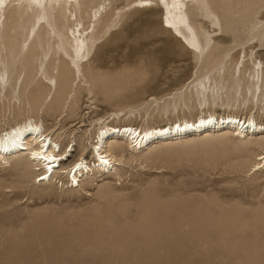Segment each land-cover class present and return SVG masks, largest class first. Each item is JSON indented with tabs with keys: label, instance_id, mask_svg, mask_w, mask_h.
<instances>
[{
	"label": "rangeland",
	"instance_id": "1",
	"mask_svg": "<svg viewBox=\"0 0 264 264\" xmlns=\"http://www.w3.org/2000/svg\"><path fill=\"white\" fill-rule=\"evenodd\" d=\"M138 1L77 0L46 13L6 6L0 132L40 124L60 154L73 150L63 168L83 151L94 170L90 149L104 123L191 120L202 97L205 114L264 123V0H184L200 54L163 28L164 0L144 9ZM72 32L87 43L78 62ZM233 131L154 141L126 156L122 145L110 176L83 172L78 188L65 185L66 173L48 184L31 163L0 160V264H264V143ZM150 232L162 237L161 255L136 240Z\"/></svg>",
	"mask_w": 264,
	"mask_h": 264
},
{
	"label": "bare ground",
	"instance_id": "2",
	"mask_svg": "<svg viewBox=\"0 0 264 264\" xmlns=\"http://www.w3.org/2000/svg\"><path fill=\"white\" fill-rule=\"evenodd\" d=\"M13 1L21 2L27 8L42 13L54 9L55 6L67 9L71 4L77 2V0H0V13H2L4 8ZM164 2L166 15L163 21V28L173 32L176 39H182V44H184L188 50L200 54L203 47L198 43L193 30L185 23L180 12L184 0H164ZM153 5L154 4L150 0H141L135 3L134 8H151ZM71 40V57L74 62H78L83 58L84 50L87 49V43L80 38L79 34L76 35L75 32L71 33ZM256 90L257 89L253 88L250 91L253 99L256 97ZM209 105L210 101L208 98L202 97L199 100V106L202 111L200 115L191 120L184 119L168 125L139 128L130 124H116V126H114L108 123L105 125L104 123V126L101 127L102 129L99 128L100 132L96 138L97 142L94 143L90 149V155L95 161L94 163L98 164L97 166L93 165V167L95 166L94 170H96V173L105 176L101 179L102 181L110 176V174L115 171L114 167L119 165V160L116 155L117 152L115 150L119 149L122 145L126 148V150L123 151L124 156H126L125 151H141L145 149V147H149L148 145L150 143L153 145L154 141H165L170 138L175 139L185 136H196L208 132L231 129H234L233 132L239 136H243V133H253V135L254 132H256V134L259 133L258 135H260L261 142L264 143V123H257L253 118H239L236 115L205 114L206 112L204 113V110L207 109ZM113 116L114 115H112L111 120L114 119ZM27 122L17 124L13 128L1 131L4 134L0 132L1 161L8 163L10 160L16 164L24 161L31 163L43 171L36 179H38L39 182H47L48 184L55 178L58 179L59 174L66 173L67 182L65 185L69 186L68 184L70 183L71 188L74 186H77V188L79 187L83 172L87 174L90 172L92 176L96 174L94 170L90 168V165H88V161L83 159V151H81L78 156L80 158L79 161L73 163V166L69 165L70 167L63 168L62 164L66 162L67 159L63 163L60 162V160L63 156H66V151L60 154L61 148L58 147L59 145L56 142L46 136L44 131L39 127L40 124H33L31 121ZM42 131L43 133H38ZM246 135L248 136V134ZM20 148L23 151L16 152ZM56 150H58V152H56ZM261 155H263V157ZM256 161L260 162L256 165V169L261 168L260 164L264 163V150ZM62 186L63 183L61 182V187ZM176 224L178 227H182L181 221H176ZM136 240L151 244V251L157 255H161V253L164 252V248L157 244L162 240L160 234L150 232L142 235V237L140 235L137 236Z\"/></svg>",
	"mask_w": 264,
	"mask_h": 264
}]
</instances>
